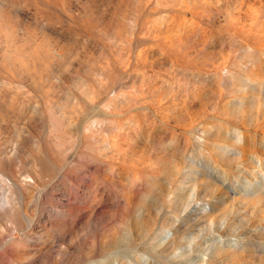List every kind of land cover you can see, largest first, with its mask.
I'll list each match as a JSON object with an SVG mask.
<instances>
[{"label":"rangeland","instance_id":"rangeland-1","mask_svg":"<svg viewBox=\"0 0 264 264\" xmlns=\"http://www.w3.org/2000/svg\"><path fill=\"white\" fill-rule=\"evenodd\" d=\"M0 264H264V0H0Z\"/></svg>","mask_w":264,"mask_h":264},{"label":"bare ground","instance_id":"bare-ground-1","mask_svg":"<svg viewBox=\"0 0 264 264\" xmlns=\"http://www.w3.org/2000/svg\"><path fill=\"white\" fill-rule=\"evenodd\" d=\"M6 203H7V204H10V199H9V197L6 199Z\"/></svg>","mask_w":264,"mask_h":264}]
</instances>
